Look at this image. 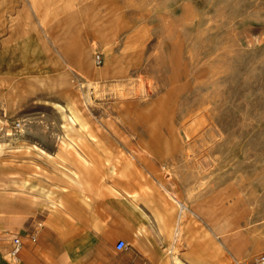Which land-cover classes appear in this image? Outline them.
<instances>
[{
	"label": "rangeland",
	"instance_id": "374dc122",
	"mask_svg": "<svg viewBox=\"0 0 264 264\" xmlns=\"http://www.w3.org/2000/svg\"><path fill=\"white\" fill-rule=\"evenodd\" d=\"M0 180L2 242L39 241L67 204L65 238L111 258L117 239L82 230L121 193L153 205L154 183L156 233L126 251L204 264L217 233L224 264L264 251V0H0ZM164 189L192 212L175 242Z\"/></svg>",
	"mask_w": 264,
	"mask_h": 264
},
{
	"label": "crops",
	"instance_id": "0c3cea01",
	"mask_svg": "<svg viewBox=\"0 0 264 264\" xmlns=\"http://www.w3.org/2000/svg\"><path fill=\"white\" fill-rule=\"evenodd\" d=\"M96 42L92 43V46H96ZM113 169V167H112ZM4 183L0 180V186ZM106 186H110L109 183H104ZM101 186L103 184H100ZM127 184L117 183L114 184V190L119 192H125L129 189L126 188ZM133 187L137 184H130ZM140 186L149 187V193L146 198L153 202V205L137 207L126 197V193H121L116 201V205L110 206L108 214L114 216L113 220H109L106 223L101 224H87L84 231L86 239H97L99 237H105L109 239L124 240L128 237V233L133 231L134 234L138 233L141 238L152 239V231L156 233L154 229H157V215L160 214L161 208L158 206L161 203V194L156 188L157 184H139ZM113 186V185H112ZM164 192L168 195V198L176 204L177 214L175 223L172 230V242H175L184 230L183 221L188 213H192L187 205L178 200L175 195L169 193L164 189ZM22 205H27L29 200L21 199ZM180 203V204H179ZM8 202H3L1 205L6 206ZM181 210H179V205ZM65 207V212L57 211L49 218V225L47 227L41 226V238L38 241H31L29 235L21 237L22 249L20 252V260L16 264H153L156 261L157 250L153 246L142 245L136 246L133 251L128 252L126 249L113 252L109 254L111 258L115 255L119 258H128L130 263H114L111 258H106L104 254L100 253L96 246L86 245L84 247H78L75 244L69 242L65 238V232H77L78 226L70 223L66 216L74 214L67 204H62ZM179 211V212H178ZM199 217V215H196ZM169 217V214H168ZM200 218V217H199ZM245 221V220H243ZM246 224V222H244ZM205 224L211 228V225L205 220ZM240 227V225H239ZM169 234V233H168ZM76 237V235H74ZM216 239L219 240L217 244L209 246L206 251V257L204 264H224L225 256L220 248H228L227 240L223 239V235L217 233ZM38 241V242H37ZM116 241V242H117ZM37 242V243H36ZM9 241L5 239L0 241V264H14L6 255V250L9 247ZM210 250V251H209ZM208 253V254H207ZM178 262L186 264L178 257H174Z\"/></svg>",
	"mask_w": 264,
	"mask_h": 264
},
{
	"label": "built area",
	"instance_id": "2783aa9c",
	"mask_svg": "<svg viewBox=\"0 0 264 264\" xmlns=\"http://www.w3.org/2000/svg\"><path fill=\"white\" fill-rule=\"evenodd\" d=\"M96 62H99V57H96ZM18 126V125H17ZM38 230L33 229L30 232L31 241L35 242L38 237ZM3 235L5 239L9 241V247L7 250V256L11 260L12 263L16 264L20 260V252L22 249V240L20 235L13 233L12 230H3ZM127 247V244L124 240H118L115 243L114 249L116 251L124 250ZM171 253V251H169ZM232 264H264V251L259 254L253 256L250 259L244 260H234Z\"/></svg>",
	"mask_w": 264,
	"mask_h": 264
},
{
	"label": "bare ground",
	"instance_id": "6f19581e",
	"mask_svg": "<svg viewBox=\"0 0 264 264\" xmlns=\"http://www.w3.org/2000/svg\"><path fill=\"white\" fill-rule=\"evenodd\" d=\"M88 94H89V93H88ZM86 97H87V96H86ZM70 115H71V114H70ZM69 118H70V117H69ZM70 119H71V118H70ZM166 193H167V192H166ZM167 196H168V195H167ZM179 204H180V203H179ZM179 204H178V205H179ZM181 207H182V206L179 205V210H181ZM178 212H179V211H178ZM209 251H210V250H209ZM207 254H208V253H207Z\"/></svg>",
	"mask_w": 264,
	"mask_h": 264
}]
</instances>
